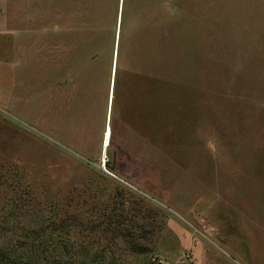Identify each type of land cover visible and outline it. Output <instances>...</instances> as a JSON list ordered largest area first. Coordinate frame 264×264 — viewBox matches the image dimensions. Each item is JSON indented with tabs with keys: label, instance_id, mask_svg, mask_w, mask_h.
<instances>
[{
	"label": "rangeland",
	"instance_id": "obj_1",
	"mask_svg": "<svg viewBox=\"0 0 264 264\" xmlns=\"http://www.w3.org/2000/svg\"><path fill=\"white\" fill-rule=\"evenodd\" d=\"M253 1L0 0V247L264 264Z\"/></svg>",
	"mask_w": 264,
	"mask_h": 264
},
{
	"label": "trees",
	"instance_id": "obj_2",
	"mask_svg": "<svg viewBox=\"0 0 264 264\" xmlns=\"http://www.w3.org/2000/svg\"><path fill=\"white\" fill-rule=\"evenodd\" d=\"M42 243V240L38 242V244ZM31 244V243H30ZM33 243L31 244V246ZM37 250H33L32 252L27 253L23 258H19V256H15L14 254L9 253L7 250H4L2 247H0V264H31V262L26 261L27 257H46V263L47 264H67V261L65 259L57 260L58 258H54V254L51 252H45L44 250H41L42 254H37Z\"/></svg>",
	"mask_w": 264,
	"mask_h": 264
},
{
	"label": "crops",
	"instance_id": "obj_3",
	"mask_svg": "<svg viewBox=\"0 0 264 264\" xmlns=\"http://www.w3.org/2000/svg\"><path fill=\"white\" fill-rule=\"evenodd\" d=\"M262 1H263L262 4H261L262 6L259 4V5L261 6V8L257 7V5H256V6H252L251 9H252V10H255V7H257V8H258V10H257V8H256L257 13H259V14H263V15H264V0H262ZM249 2L252 4V3L255 2V1H253V0H249ZM256 3H257V2H255L254 4H256ZM249 6H250V5H249ZM263 26H264V20H263ZM259 29H261L260 26H259Z\"/></svg>",
	"mask_w": 264,
	"mask_h": 264
},
{
	"label": "bare ground",
	"instance_id": "obj_4",
	"mask_svg": "<svg viewBox=\"0 0 264 264\" xmlns=\"http://www.w3.org/2000/svg\"><path fill=\"white\" fill-rule=\"evenodd\" d=\"M112 136V129L110 128V125L107 126L106 128V134H105V145H109L110 144V139Z\"/></svg>",
	"mask_w": 264,
	"mask_h": 264
},
{
	"label": "water",
	"instance_id": "obj_5",
	"mask_svg": "<svg viewBox=\"0 0 264 264\" xmlns=\"http://www.w3.org/2000/svg\"><path fill=\"white\" fill-rule=\"evenodd\" d=\"M109 173H111V172H109ZM112 175H114L113 173H111ZM115 176V175H114Z\"/></svg>",
	"mask_w": 264,
	"mask_h": 264
},
{
	"label": "built area",
	"instance_id": "obj_6",
	"mask_svg": "<svg viewBox=\"0 0 264 264\" xmlns=\"http://www.w3.org/2000/svg\"><path fill=\"white\" fill-rule=\"evenodd\" d=\"M107 171V170H106ZM107 172H110V171H107Z\"/></svg>",
	"mask_w": 264,
	"mask_h": 264
}]
</instances>
